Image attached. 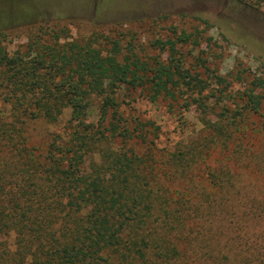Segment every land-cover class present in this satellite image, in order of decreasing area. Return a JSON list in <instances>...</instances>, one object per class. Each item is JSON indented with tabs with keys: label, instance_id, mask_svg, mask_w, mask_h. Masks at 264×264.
Masks as SVG:
<instances>
[{
	"label": "trees",
	"instance_id": "1",
	"mask_svg": "<svg viewBox=\"0 0 264 264\" xmlns=\"http://www.w3.org/2000/svg\"><path fill=\"white\" fill-rule=\"evenodd\" d=\"M7 1L0 264H264V152L244 147L264 131V80L243 92V105L209 104L210 81L229 84L205 64L204 73L185 67L180 48L200 47L198 29L172 28V38L153 42L161 55L147 59L133 49L121 56L118 42L108 52L94 41L62 44L59 33L54 42L34 34L27 49L11 52L3 45L10 31H42L48 20ZM124 89L165 99L170 111L195 105L203 127L187 143L161 148L160 126L126 115ZM251 115L261 127L250 130ZM38 123L46 130L36 138ZM246 172L255 182H243Z\"/></svg>",
	"mask_w": 264,
	"mask_h": 264
},
{
	"label": "rangeland",
	"instance_id": "2",
	"mask_svg": "<svg viewBox=\"0 0 264 264\" xmlns=\"http://www.w3.org/2000/svg\"><path fill=\"white\" fill-rule=\"evenodd\" d=\"M10 3L27 6L41 19L48 20L42 31L27 28L10 31L3 45L11 52L27 49L34 34L53 40L52 36L59 33L62 44L94 41L96 47L108 52L118 42L121 56L133 49L142 59H147L161 55L153 42L172 38V28L189 33L198 29L203 32L200 47L180 48L186 55L185 67L192 73H204L205 64L229 84L224 89L210 81V88L204 93L210 96L209 104L230 108L243 105L246 101L242 98L243 92L255 79L264 80V0H10ZM164 14L168 16L160 18ZM193 15L208 19L212 27L207 29ZM120 100L125 102L127 116L151 120L160 126L158 145L161 148L185 144L203 127L202 115L195 105L190 111H181L178 107L170 111L169 101L160 99L153 103L140 90L126 89L121 92ZM215 114L211 113L210 118L216 119ZM69 117L70 112L66 111L61 127ZM248 123L250 130L259 128L262 118L251 115ZM34 130L39 138L46 126L38 123ZM253 133L256 136L249 134L244 139V147L250 152H264V131ZM260 179L264 180V175ZM246 180L255 182L248 172L243 182Z\"/></svg>",
	"mask_w": 264,
	"mask_h": 264
}]
</instances>
